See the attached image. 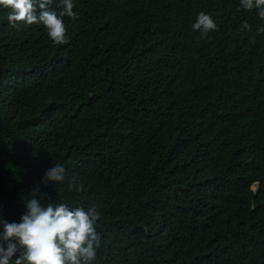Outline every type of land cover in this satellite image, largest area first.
Returning <instances> with one entry per match:
<instances>
[{
  "label": "trees",
  "instance_id": "1",
  "mask_svg": "<svg viewBox=\"0 0 264 264\" xmlns=\"http://www.w3.org/2000/svg\"><path fill=\"white\" fill-rule=\"evenodd\" d=\"M0 264H264V0H0Z\"/></svg>",
  "mask_w": 264,
  "mask_h": 264
}]
</instances>
